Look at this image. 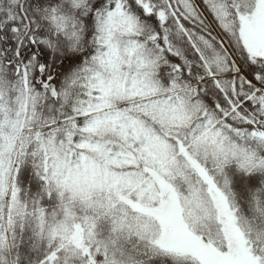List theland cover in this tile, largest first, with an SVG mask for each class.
<instances>
[{
    "label": "snow or ice",
    "instance_id": "6c2138e0",
    "mask_svg": "<svg viewBox=\"0 0 264 264\" xmlns=\"http://www.w3.org/2000/svg\"><path fill=\"white\" fill-rule=\"evenodd\" d=\"M0 264H264V0H0Z\"/></svg>",
    "mask_w": 264,
    "mask_h": 264
}]
</instances>
